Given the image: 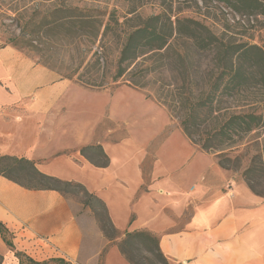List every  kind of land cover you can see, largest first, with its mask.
<instances>
[{"label": "crops", "instance_id": "crops-1", "mask_svg": "<svg viewBox=\"0 0 264 264\" xmlns=\"http://www.w3.org/2000/svg\"><path fill=\"white\" fill-rule=\"evenodd\" d=\"M0 82L6 85L0 88V157L25 158L47 176L82 185L105 204L117 232L157 235L162 253L177 264H264V200L230 181L209 153L171 136L151 154L129 125L120 140L103 138L90 119L93 110L81 101L101 90L30 68L12 47L0 51ZM94 143L106 165L80 152L59 154ZM212 173L219 183L212 184ZM0 222L16 251L36 261L100 264L109 245L83 203L58 190L27 189L1 174ZM0 264H19L1 233ZM106 264L129 263L113 246Z\"/></svg>", "mask_w": 264, "mask_h": 264}, {"label": "trees", "instance_id": "trees-1", "mask_svg": "<svg viewBox=\"0 0 264 264\" xmlns=\"http://www.w3.org/2000/svg\"><path fill=\"white\" fill-rule=\"evenodd\" d=\"M187 1L196 5L198 2L203 5L216 3L240 17H264V0ZM122 2L129 8L124 17L116 9L109 12L99 7L80 8L66 4L50 11L36 12L27 19L13 42L32 52H46L49 58L56 55L55 49L58 48L53 42L77 43L83 56L79 64L71 65L69 74L63 78L98 90L108 89L122 80L144 92L146 98L155 100L169 111L195 146L203 152L217 154L218 164L230 170L225 165L230 161L227 151L241 145L252 132L264 128V44H237L225 40L203 22L181 17V13L174 14L168 7L160 14L143 18L137 12L144 5L136 0ZM119 39L122 44L111 75L112 84H105L103 77L91 79V75H86L99 71L104 61L101 53H91L93 46ZM102 50L104 47L100 48ZM196 60H204L206 69L197 65ZM168 66L178 79L174 85L160 83L156 95H153L147 79L160 75V71ZM85 150L87 148L81 151L83 155ZM0 162H5L0 168L2 176L30 190H57L47 188L43 183L46 186L52 182L73 184L41 173L33 161L25 158L3 156ZM254 163L260 167L251 166L246 176L256 170L264 172V146L260 159L255 157ZM106 164L107 160L102 165ZM75 184L100 202L107 213L101 200L82 185ZM107 216L109 218L108 213ZM109 221L112 224L110 218ZM0 233L10 250L15 252L19 264H71L63 259L38 262L16 251L2 222ZM159 243L157 235L136 231L126 233L117 247L129 264H139L132 256L134 251L141 249L157 254L159 264H169Z\"/></svg>", "mask_w": 264, "mask_h": 264}, {"label": "rangeland", "instance_id": "rangeland-1", "mask_svg": "<svg viewBox=\"0 0 264 264\" xmlns=\"http://www.w3.org/2000/svg\"><path fill=\"white\" fill-rule=\"evenodd\" d=\"M122 1L127 2L128 0H0V51L7 47H12L19 52L22 58L29 61L30 68L36 69L42 67L53 71L60 78H63L64 75L69 74L72 69L71 65L75 66L81 61L83 55L82 52H79L77 49V43L53 42V45L58 48L55 49L56 55L53 54L50 58L46 52L44 54L40 52L36 53L16 46L13 40L15 37L19 36L20 29L27 19L36 12L50 11L62 4L78 6L80 8L99 7L103 10L107 9L109 12L116 9L119 15L124 17L129 13V8L126 3ZM136 1L138 4L144 5L137 12V14L143 18L160 14L163 9L168 7L172 9L174 14L181 13V17H189L203 22L214 34L225 40H232L237 44L249 43L258 46L264 44L263 16L254 18L240 17L229 9H225L216 3L203 5L201 2H198V5H196L194 2H186V0ZM121 44L122 40L119 39L116 41H106L103 44L98 42L93 46L91 53H101L102 57L104 56V61H102V66L99 71L86 75H91V79L103 77L102 79L105 84H112L111 75L113 74L114 65L119 56ZM101 47L105 49L102 50V52L100 51ZM90 58L91 56L87 58L85 65ZM196 64L201 65L203 70L207 67L204 60L197 61ZM170 69H172V67L168 66L165 70L160 71V75L151 76L147 79L148 89L153 95L161 86L160 83L175 84L178 78ZM83 71L84 68H82L81 73H83ZM199 75L202 76V73ZM79 85L81 84L79 83ZM81 86L85 90H98L83 85ZM0 88H6V85L0 82ZM108 100H112L110 102L112 103V106L110 104V109H108L107 106ZM81 101L84 107L90 109L89 111L93 110L94 113H91L90 119L93 118L96 123H99V130H97L96 133H99L103 138L110 137V139L118 141L128 134L127 125H129L131 130L135 132V138L139 139L142 136V140L151 154L154 153L164 140L171 136L192 143L182 132L178 121L171 116L165 107L159 105L153 99L146 98L144 92L129 86L122 80L115 86L101 90L99 97L83 96ZM87 109H84L83 112H86ZM112 110L115 112L114 117ZM77 116L80 118L79 114ZM162 126H164L163 129L155 134V131ZM175 141L178 142L179 139H175ZM192 145L194 144L192 143ZM263 146L264 128H261L247 136L241 145L227 151L226 155H228L230 161L226 162L225 165L230 167V170L224 169L218 164L217 154H209L219 167L228 173L230 181L247 186L254 194L264 200V172L260 173V170L259 172L256 170L246 176V171L251 166L260 167L258 163H254V159L255 157H259L260 159ZM84 148H87V150L84 151L83 155L81 151ZM165 149H167V151H165V153L163 152V155L166 156L170 153L171 147L168 146ZM78 152H80L84 158L95 164L102 165L106 163L107 159L103 154L101 146L97 143L87 146H77L66 151H61L59 154L72 155L78 154ZM34 163L37 164L36 162ZM150 163L151 161L149 159L145 165V173L148 172ZM4 165L5 162H0V168H3ZM211 182L212 184L220 182L214 173H212ZM249 184L252 185L254 189H251ZM43 186L59 190L66 197L83 203L84 210L91 212V215L97 221L104 237L109 241L107 249L101 255L100 262V264H106V255L108 251L111 247L117 246V244L124 239L126 233L122 234L117 232L110 223L104 206L100 202L92 199L75 183L66 185L64 183L52 182L48 186L43 183ZM223 190H225L224 187ZM8 238L11 239L10 236H8ZM110 240H112V242H110ZM132 257L134 261L139 264H159L157 254L146 250H136L133 252ZM50 260L51 259H43L38 262ZM167 262L169 264H177L169 259H167Z\"/></svg>", "mask_w": 264, "mask_h": 264}]
</instances>
